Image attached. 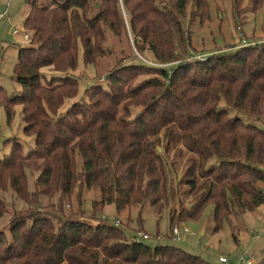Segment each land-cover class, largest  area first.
<instances>
[{"label": "trees", "instance_id": "16d2710c", "mask_svg": "<svg viewBox=\"0 0 264 264\" xmlns=\"http://www.w3.org/2000/svg\"><path fill=\"white\" fill-rule=\"evenodd\" d=\"M247 1L254 12L262 0ZM26 2L22 26L30 41L18 47L12 67L20 91L8 96L0 86V107L7 123L20 107L22 132L33 137V146L23 154L12 139L0 158V217L7 213V189L25 205L9 216L8 236L0 229V264H208L172 245L132 240L136 231L128 237L102 218L92 224L66 214L63 203L78 184L98 190L93 206L112 204L120 213L148 203L159 214L173 197L167 177L175 170L167 160L172 152L183 159L181 184L199 196L188 218L209 203L217 231L230 216L262 204L264 130L217 106L222 100L264 122V43L242 44L241 38L192 58L181 19L188 4L190 22L202 15L206 0ZM242 2L233 0L235 11ZM104 28L114 36L127 33L138 53L168 65H115L103 85H89L83 99L61 110L78 91L70 74L78 51L84 66L103 57ZM42 68L56 74L47 78ZM173 218L174 212L170 223Z\"/></svg>", "mask_w": 264, "mask_h": 264}, {"label": "rangeland", "instance_id": "374dc122", "mask_svg": "<svg viewBox=\"0 0 264 264\" xmlns=\"http://www.w3.org/2000/svg\"><path fill=\"white\" fill-rule=\"evenodd\" d=\"M89 1L91 3L93 0ZM36 2L41 4L50 0H36ZM206 3L207 9L192 22L189 21L190 5L188 4L186 15L181 19L182 26L189 36L188 50L193 56L227 49L233 44L240 43L241 38L254 41L264 36V0L254 12H251L247 0H243L239 10L236 11L233 8V0H206ZM4 9L5 14L0 18V86L6 95L10 96L20 91L12 74V67L16 61L17 49L24 42L22 35L26 30L22 26V21L28 10V3L26 0H0V12ZM122 18L125 23L126 16L123 13ZM13 30H16V34ZM103 30L105 39L103 47L106 50L103 57H98L93 64L84 66L81 51H78L76 68L70 72L77 79L78 91L73 98L64 101L61 110L70 103L83 99L84 90L89 85H103L105 72L113 66L139 62L135 54L138 52L127 33L114 36L107 28ZM24 43L23 45L27 44ZM138 54L142 58L151 59L150 53L146 51ZM41 72L47 78L56 74L48 68H42ZM217 107L226 110L230 117L239 118L244 124L264 130L263 121L227 107L222 100ZM13 110L11 120L7 123L0 107V158L8 153L12 139L19 142L23 154L33 146V137L22 132L20 107L16 105ZM167 160L174 162L175 170L167 176L173 197L159 214H155L148 203L142 206H130L120 213H116L112 204L102 207L93 206L92 202L99 199L98 190L80 189L78 184H75L68 200L63 203V210L66 214L69 211L74 212L79 218L92 224L99 218L109 224H115L117 220L116 225L123 228L128 237L133 231L141 230L148 234V238L143 242L149 246L172 245L183 252L200 257L208 264H220L217 260L218 256H224L227 264H241V258L244 262L251 259L250 264L260 262L264 257V222H262L264 202L250 211L230 216L229 223L223 222L217 231H213L212 207L209 203L202 206L195 219L187 217L190 207L198 201L199 196L189 195L187 188L181 184L179 177L184 168L183 159L174 158L170 152ZM212 162L215 163L216 159H212ZM76 165L77 168L80 167L78 158ZM32 182L33 177L29 176L30 189ZM2 196L7 213L0 217V229L7 233L12 211H22L25 205L10 197V189L2 193ZM41 200L46 201L45 198H40ZM178 211L179 219L176 218ZM173 212L174 218L170 223ZM176 221L179 225L186 226L188 233L183 239L173 241L169 236V228Z\"/></svg>", "mask_w": 264, "mask_h": 264}, {"label": "built area", "instance_id": "2783aa9c", "mask_svg": "<svg viewBox=\"0 0 264 264\" xmlns=\"http://www.w3.org/2000/svg\"><path fill=\"white\" fill-rule=\"evenodd\" d=\"M5 14V9L2 10L0 12V18ZM13 33L16 34V30H13ZM23 39H24V42H22V45L23 43L24 44H28L29 41H30V33L27 32V31H24L23 35H22ZM27 41V42H26ZM241 43L242 44H247V45H255V44H260V43H264V36H261L259 39L257 40H254V41H249V42H245L243 39L241 40ZM135 54L137 55V60L140 61L141 63L145 64V65H148V66H151V67H163V66H167L168 64L167 63H159V62H156V61H153L152 59H148V58H142L139 56L138 53L135 52ZM204 55H196V56H193L192 58H203ZM262 222H264V219H262ZM118 223V221L116 220L115 221V225ZM188 233V229L186 228V226H184L183 224H178V223H175L173 225L170 226V231H169V236H170V239L171 240H175V241H178L180 239H183V237L185 236V234ZM139 238H142V239H146L148 238V234H146L145 232L141 231V230H137L135 232V235L131 236V239L132 240H136V239H139ZM218 262L220 264H227L226 262V258L224 256H218L217 258ZM250 260H246L244 262V259L241 258L240 259V263L241 264H250Z\"/></svg>", "mask_w": 264, "mask_h": 264}, {"label": "crops", "instance_id": "0c3cea01", "mask_svg": "<svg viewBox=\"0 0 264 264\" xmlns=\"http://www.w3.org/2000/svg\"><path fill=\"white\" fill-rule=\"evenodd\" d=\"M251 261V259H249ZM251 263V262H250Z\"/></svg>", "mask_w": 264, "mask_h": 264}, {"label": "water", "instance_id": "95a60500", "mask_svg": "<svg viewBox=\"0 0 264 264\" xmlns=\"http://www.w3.org/2000/svg\"><path fill=\"white\" fill-rule=\"evenodd\" d=\"M159 150V149H158Z\"/></svg>", "mask_w": 264, "mask_h": 264}]
</instances>
